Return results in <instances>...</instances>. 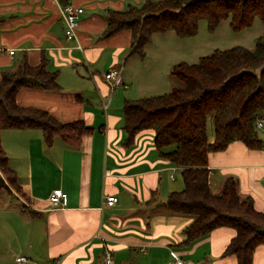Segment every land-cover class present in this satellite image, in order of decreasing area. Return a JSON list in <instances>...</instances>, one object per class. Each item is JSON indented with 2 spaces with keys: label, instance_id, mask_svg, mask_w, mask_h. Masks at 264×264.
<instances>
[{
  "label": "crops",
  "instance_id": "1",
  "mask_svg": "<svg viewBox=\"0 0 264 264\" xmlns=\"http://www.w3.org/2000/svg\"><path fill=\"white\" fill-rule=\"evenodd\" d=\"M143 2L0 0V73L14 69L24 57L33 66L44 58L48 69L57 73L59 85L56 90L22 87L17 103L46 109L62 122L79 119L92 128L78 146L58 136L47 145L38 128L1 131V146L27 202L1 208L0 228L17 247L8 251L10 263L0 252V264H17L16 255H24L26 264H105L107 252L110 264H175L176 259L237 264L234 255H222L235 234L232 228L217 227L185 242L183 229L191 217L169 213L161 205L169 192L182 189L183 182L177 177L181 168L158 154L152 132H140L131 143L125 142L124 100L138 98L132 94L134 85L150 83L139 79L146 72L138 66L125 71L132 56L130 30L111 36L104 30L109 10ZM64 5L83 9L75 37L65 35ZM159 35L164 34L153 38ZM108 50L104 74L120 68V81L113 88L90 67ZM259 132L261 149L233 141L209 155L208 169L214 193L232 176L238 193L250 196L254 208L264 211V129ZM54 190L66 193L60 205L49 202ZM107 195L117 197L114 205H104ZM251 264H264V245L255 248Z\"/></svg>",
  "mask_w": 264,
  "mask_h": 264
},
{
  "label": "trees",
  "instance_id": "2",
  "mask_svg": "<svg viewBox=\"0 0 264 264\" xmlns=\"http://www.w3.org/2000/svg\"><path fill=\"white\" fill-rule=\"evenodd\" d=\"M255 19L264 23V0H144L139 6L109 10L104 35L130 30L129 55L142 59L156 34L173 32L178 38H189L197 33L201 20L206 21L209 32L226 20L239 32L250 28ZM169 73L182 86L159 95L124 100L125 142L150 131L158 154L181 168L183 188L169 192L161 205L169 213L191 217L183 229L185 242L214 228L230 227L235 234L222 255H234L237 264H251L255 248L264 245V211L254 208L250 196L238 193L232 176L223 181L219 193H214L208 157L233 141L249 149L263 146L256 121L264 119V33L254 40L252 48H217L194 63H174ZM31 86L59 89L57 73L48 69L44 58L33 66L24 57L14 69L1 71L0 134L5 129L38 128L47 145L58 136L78 146L92 128L79 119L62 122L46 109L18 104L17 91ZM208 119L213 128L211 140ZM0 173L9 184L8 188L0 175V190L10 193L12 185L23 193L1 142Z\"/></svg>",
  "mask_w": 264,
  "mask_h": 264
},
{
  "label": "rangeland",
  "instance_id": "3",
  "mask_svg": "<svg viewBox=\"0 0 264 264\" xmlns=\"http://www.w3.org/2000/svg\"><path fill=\"white\" fill-rule=\"evenodd\" d=\"M264 33V23L258 19H255L253 25L239 32L233 31L228 21L221 22L214 31L209 32L205 20H201L198 25V30L195 35L189 38H178L173 32L159 35L153 38L151 45H148L145 50V57L139 58L137 55H132L126 61L125 71L131 72L135 66L142 69L144 74L139 75V79L142 78V82L145 79L149 80V86H143L138 84L134 85L132 94L135 97H147L153 95H159L171 91L175 87L182 86V83L176 78L170 75V68L172 64L180 61L187 63H194L199 57L210 54L214 49H228L233 46H243L246 48H252L254 40ZM110 51H106L105 54L98 59L94 64L90 65L92 71L98 76L104 77L105 63L110 58ZM137 61L136 63H134ZM157 71L156 76L154 74ZM149 74V75H145ZM88 77L87 75H85ZM144 84V83H143ZM208 137L211 140L213 138V128L210 120L207 123ZM1 177L7 187L9 184L5 180L3 174ZM177 177L181 182L180 173ZM9 183V182H8ZM11 192L6 190H0V211L3 204L11 207H19L20 202H27L26 194L23 191L20 192L11 185ZM183 188V185H182ZM1 221V220H0ZM5 236L4 232L0 228V252L7 262L10 263V253L8 252L10 247L15 246L16 241L9 239Z\"/></svg>",
  "mask_w": 264,
  "mask_h": 264
},
{
  "label": "built area",
  "instance_id": "4",
  "mask_svg": "<svg viewBox=\"0 0 264 264\" xmlns=\"http://www.w3.org/2000/svg\"><path fill=\"white\" fill-rule=\"evenodd\" d=\"M81 7H76L73 5H67L62 7V14L63 20L65 25V35L67 37H75L76 28L78 26V17L82 12ZM10 54L13 53V50L9 51ZM119 76H120V68L119 67H112L110 68L105 74L104 79L111 83V88L117 83H119ZM256 128L257 129H264V119H259L256 121ZM66 197V193L60 190H54L49 196V202L56 206L62 204L63 199ZM117 201V197L115 195H107L104 198V205L112 206ZM15 261L17 264H26L27 258L24 255H16ZM111 263V255L109 252L105 255V264ZM175 264H189L185 263L181 260L176 259Z\"/></svg>",
  "mask_w": 264,
  "mask_h": 264
}]
</instances>
